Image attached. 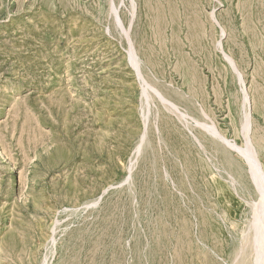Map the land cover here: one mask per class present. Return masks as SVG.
<instances>
[{
    "label": "rangeland",
    "instance_id": "rangeland-1",
    "mask_svg": "<svg viewBox=\"0 0 264 264\" xmlns=\"http://www.w3.org/2000/svg\"><path fill=\"white\" fill-rule=\"evenodd\" d=\"M245 140L264 0H0V264H254Z\"/></svg>",
    "mask_w": 264,
    "mask_h": 264
},
{
    "label": "bare ground",
    "instance_id": "bare-ground-1",
    "mask_svg": "<svg viewBox=\"0 0 264 264\" xmlns=\"http://www.w3.org/2000/svg\"><path fill=\"white\" fill-rule=\"evenodd\" d=\"M230 61H231V59H230ZM131 62H132V64H134V62L132 60H131ZM248 118L249 117L247 115L245 117L244 133L249 131V130L247 131V129H248ZM213 134H215V133H213ZM218 136H220V135H218ZM224 140H226V139H224ZM246 140H248V139H246ZM246 140H245V145L241 148L238 147L237 150L240 151V154H242L243 158L246 160V162L248 164L249 174H250L252 181L254 182V184L256 185V187L259 190H262L264 188V173L262 172L261 168L258 166L253 148L250 146V144ZM227 143L230 144L229 141H227ZM233 146H234V144H233ZM236 147L237 146L235 144L234 148L236 149ZM261 201L262 200L260 198L259 203H261ZM262 206H263V202L261 205H258L257 207H255V216H254V222H253L254 242H255V244H254L255 245V262H254V264H264V208ZM260 207H262L263 209Z\"/></svg>",
    "mask_w": 264,
    "mask_h": 264
},
{
    "label": "water",
    "instance_id": "water-1",
    "mask_svg": "<svg viewBox=\"0 0 264 264\" xmlns=\"http://www.w3.org/2000/svg\"><path fill=\"white\" fill-rule=\"evenodd\" d=\"M260 166V165H259Z\"/></svg>",
    "mask_w": 264,
    "mask_h": 264
}]
</instances>
